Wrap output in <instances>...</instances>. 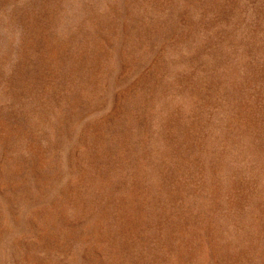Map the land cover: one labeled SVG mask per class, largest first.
<instances>
[{
    "label": "rangeland",
    "instance_id": "1",
    "mask_svg": "<svg viewBox=\"0 0 264 264\" xmlns=\"http://www.w3.org/2000/svg\"><path fill=\"white\" fill-rule=\"evenodd\" d=\"M0 264H264V0H0Z\"/></svg>",
    "mask_w": 264,
    "mask_h": 264
}]
</instances>
